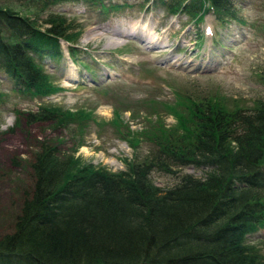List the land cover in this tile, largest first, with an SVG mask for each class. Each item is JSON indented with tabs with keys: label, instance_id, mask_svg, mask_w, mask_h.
<instances>
[{
	"label": "trees",
	"instance_id": "16d2710c",
	"mask_svg": "<svg viewBox=\"0 0 264 264\" xmlns=\"http://www.w3.org/2000/svg\"><path fill=\"white\" fill-rule=\"evenodd\" d=\"M28 1L27 9L77 0ZM83 1L100 13L133 6ZM142 1L195 22L209 10L219 22L239 20L235 0ZM43 22L0 4V71L30 98L62 89L40 60L61 57L60 39L74 45L81 34L62 14L49 12ZM176 95L178 101L158 104L175 123L166 127L158 118L144 130L154 151L142 161L123 159L125 170L41 142L30 163L32 191L13 229L0 237V264H264V254L245 237L264 227V98L251 109L228 110L217 100ZM147 105L158 112L157 104ZM90 116L41 103L26 121L77 122L81 130ZM120 116L114 112L117 127ZM127 134L136 148L139 139ZM185 167L202 176L183 172L164 190L150 178L154 169L176 175Z\"/></svg>",
	"mask_w": 264,
	"mask_h": 264
},
{
	"label": "rangeland",
	"instance_id": "374dc122",
	"mask_svg": "<svg viewBox=\"0 0 264 264\" xmlns=\"http://www.w3.org/2000/svg\"><path fill=\"white\" fill-rule=\"evenodd\" d=\"M123 1L133 6L100 13L83 0L48 8L33 1L34 9L26 8L28 0H0L42 24L49 12L62 14L81 32L75 64L63 42L64 57L46 56L41 61L62 87L56 93L30 98L0 71V237L13 229L21 204L32 191L30 163L41 142L118 172L126 169L123 159L142 161L152 154L154 146L143 131L156 119L166 127L175 123L172 113L158 104L178 101L176 93L217 100L228 110L251 109L264 98V0H235L239 20L226 23L212 13L195 23L184 14L146 7L142 0H104ZM207 26L209 34L204 32ZM146 37L145 41L156 38L158 43L147 46ZM41 103L88 111L91 116L81 130L77 122L67 127L50 121L28 124L27 114ZM147 104H157L158 112ZM116 111L121 114L120 127L112 122ZM127 133L139 139L136 148ZM183 172L202 176L201 170L185 167L176 175L154 169L150 178L164 190L175 185ZM248 239L264 254V227Z\"/></svg>",
	"mask_w": 264,
	"mask_h": 264
},
{
	"label": "bare ground",
	"instance_id": "6f19581e",
	"mask_svg": "<svg viewBox=\"0 0 264 264\" xmlns=\"http://www.w3.org/2000/svg\"><path fill=\"white\" fill-rule=\"evenodd\" d=\"M206 6H208V3H206ZM211 10H209V11H207V13H209ZM207 13H205L204 14V16L207 14ZM181 14H183V13H181ZM185 15V14H184ZM204 16L202 17V20L204 19ZM201 20V21H202ZM137 29H139V26L137 27ZM136 33V32H135ZM132 34V33H131ZM147 38L148 37H146V38H143L144 39V41L145 40H147ZM146 42V44H147V46H150V44H154V45H156L158 42L156 41V38H154V40H151V41H145ZM60 43V51H61V57H64V47H63V45H62V42H59ZM64 44H66V52L68 53V57L73 61V58L70 56V54H69V51H68V47L69 46H71V45H73V44H71V43H69V42H63ZM73 46H75L76 48H77V45L76 44H74ZM74 57H76V56H74ZM60 58V57H59ZM43 59H45V58H43ZM43 59H41L40 61H42ZM50 61V60H49ZM74 62H76V58L74 59ZM72 65L74 66V64L72 63ZM204 65H202V67H203ZM68 72V71H67ZM251 230V229H250ZM247 232V231H246ZM256 232V231H255ZM255 232H253V233H255ZM253 233H251V234H246V241H247V243L248 244H253L251 241H249V237L253 234ZM242 237V236H241Z\"/></svg>",
	"mask_w": 264,
	"mask_h": 264
}]
</instances>
